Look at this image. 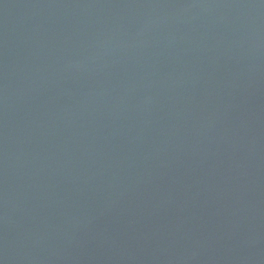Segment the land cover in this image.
<instances>
[{
  "label": "water",
  "instance_id": "water-1",
  "mask_svg": "<svg viewBox=\"0 0 264 264\" xmlns=\"http://www.w3.org/2000/svg\"><path fill=\"white\" fill-rule=\"evenodd\" d=\"M0 264H264V0H0Z\"/></svg>",
  "mask_w": 264,
  "mask_h": 264
}]
</instances>
